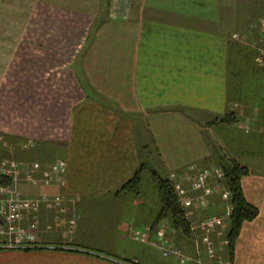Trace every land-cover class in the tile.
I'll use <instances>...</instances> for the list:
<instances>
[{
  "label": "crops",
  "instance_id": "1",
  "mask_svg": "<svg viewBox=\"0 0 264 264\" xmlns=\"http://www.w3.org/2000/svg\"><path fill=\"white\" fill-rule=\"evenodd\" d=\"M24 1L28 10L37 2ZM13 5L0 0V27L8 25ZM43 11L45 54L55 59L45 64L59 78L34 105L28 130L13 133L32 144L31 154L42 146L64 154L65 186L26 195H64L67 213L58 220L56 209L41 208L32 216L39 248L0 250V264H264V174L257 164L264 154V100L239 101V83L230 99L228 74L230 52L256 55L254 47L264 45L260 25L233 31L231 39L237 33L245 40H230L219 0H43ZM229 115V124L218 122ZM237 125L239 161L225 140ZM222 159L248 169L243 192L259 210L243 224L233 259L226 255L232 205L222 187L206 208L189 209L191 237L165 221L155 225L161 202L151 208L143 195L120 190L144 164V174L169 171L175 187L189 191L187 177L220 168ZM139 200L135 209L127 205ZM211 217L224 222L206 234ZM148 228L151 241L180 246L186 262L171 256L162 263L151 242L133 238Z\"/></svg>",
  "mask_w": 264,
  "mask_h": 264
},
{
  "label": "rangeland",
  "instance_id": "2",
  "mask_svg": "<svg viewBox=\"0 0 264 264\" xmlns=\"http://www.w3.org/2000/svg\"><path fill=\"white\" fill-rule=\"evenodd\" d=\"M13 1L14 9L10 10L11 12L8 14V19H10L7 22L8 25L0 27V156L6 159H16L23 164L27 163V166H31L35 162L43 164L41 160L44 159L48 161L59 160L60 157H64V154L59 152L57 148L49 149L48 146L33 150L35 155L31 154L30 151L20 153L22 150L26 151L20 143L16 145V148L21 146L17 153L15 147H9L7 140H13L14 143L19 141V138H16L13 132L22 130V128L28 130L30 124L27 123V120H29L28 116H31V119L33 118L32 113H35L33 110L34 105L37 106L41 103L44 96L50 92L46 86L50 83L56 84L55 82L58 81L59 77L54 72H50L51 64H45L46 61L55 59L51 58V53L45 54L48 48H46L47 44L42 40L43 33L40 30V26L44 18L43 0H37L33 7L30 5L31 9L29 10L24 0ZM219 2L223 18L227 22L226 28L229 31L230 40L237 41L233 36L231 39L233 31L245 30L252 24L256 25L258 23L260 25V18L264 14V0H219ZM199 11L205 10L200 9ZM214 12L212 11L213 15ZM31 30L32 32L30 33ZM238 36L243 38V36ZM28 38L32 40L29 41ZM249 50L247 48V51ZM256 55L250 52V55L239 57L234 52H230L228 65L230 99H234L235 85L239 83V101L248 99L264 100V73L258 67L259 64H256ZM18 126L20 129H18ZM35 127L36 131L40 128L37 124H35ZM236 127L237 129H234L231 134L228 133L225 140L226 145L230 144L233 146V155L237 156V158L233 157V159H238L239 161V157L242 158V156L239 155V150H235V147L239 146L243 131L239 130L238 125ZM24 146L28 148L32 144H24ZM22 154L28 160H21L23 158ZM258 158L261 161V163H257L261 165L259 173L264 174V154H258ZM66 162L68 164L67 160ZM215 169L210 168V170ZM159 174L163 179H168L169 171L159 170ZM221 185V190L225 193L227 190L225 182L222 181ZM20 189L27 194L28 190L31 191L34 188L21 186ZM35 191L41 190L36 189ZM141 195H143L141 200H144L145 197V200H148L147 204L151 208H155L160 204L157 186L153 177L147 173L143 176ZM65 200L64 196L63 203H65ZM141 200L128 203L127 205L135 209V207L141 205ZM166 222L165 226H167ZM227 225H229V221H227ZM226 252V255H228V251ZM159 254L156 256L162 263L173 260L172 257H163V255L161 257Z\"/></svg>",
  "mask_w": 264,
  "mask_h": 264
},
{
  "label": "built area",
  "instance_id": "3",
  "mask_svg": "<svg viewBox=\"0 0 264 264\" xmlns=\"http://www.w3.org/2000/svg\"><path fill=\"white\" fill-rule=\"evenodd\" d=\"M260 27L264 31V14L260 18ZM233 38L239 40L237 34ZM259 63L264 67V47L258 49ZM27 146V145H26ZM23 148H26L23 146ZM68 164L66 160L59 159L51 164L35 162L27 166L16 159H6L0 156V178H9L12 185L0 187V250H34L38 249L37 237L39 233V221L32 216L38 213L41 208L56 209L58 220L61 215L67 213L64 207V196L59 194L40 193L38 195H26L20 189L23 184L34 189L41 188H61L66 184ZM175 180V175H171ZM190 190L184 191L180 187H175L179 196L181 207L187 212L193 207L204 208L209 204V199L222 186L224 172L222 168L215 170H203L187 177ZM175 186V185H174ZM224 199L230 197L226 190L222 194ZM232 213V211H231ZM224 219L211 217L205 222L206 234L216 227L222 225ZM150 229L145 232H133V238L140 242H151L164 257L174 256L181 263L186 262L183 250L180 246L170 241H151ZM211 250L213 243L209 239H204ZM228 244V243H227ZM222 264H231L223 262Z\"/></svg>",
  "mask_w": 264,
  "mask_h": 264
},
{
  "label": "trees",
  "instance_id": "4",
  "mask_svg": "<svg viewBox=\"0 0 264 264\" xmlns=\"http://www.w3.org/2000/svg\"><path fill=\"white\" fill-rule=\"evenodd\" d=\"M262 32L264 33L263 29ZM239 39L245 40L244 37ZM263 46L264 45H257L254 47L258 53L257 57L259 55L258 49ZM231 119H234L233 115H231V117L229 115L227 116V118H224L218 122L229 124L231 122ZM7 142L9 144V147H15L17 153L19 151V148L21 147L19 146L16 148V145L18 143L23 146L24 144H29L28 140L26 139H19V141H17L16 143H14L13 140H7ZM29 148L31 147L23 148L26 151L22 150V152H29ZM220 168H222L224 172L225 187L229 192L230 202L232 205V213L230 215V228L227 233V243L228 253L230 255V258L233 259L235 245L240 236L243 224L245 222L254 221L259 216V210L257 207L247 201L243 192L242 178L249 173L248 169L235 160L226 159H222ZM146 170L147 166L142 164L137 172L133 175V177L121 187V192L132 195L141 194L142 180ZM150 174L157 186L161 202V210L156 217L155 225L160 223L161 221H167L169 225L177 232L181 233L185 237H191L193 235L191 223L188 218L187 212L180 205L179 196L174 183L169 179H163L155 171L150 172ZM10 185H12L11 179L3 177L0 178V187Z\"/></svg>",
  "mask_w": 264,
  "mask_h": 264
}]
</instances>
